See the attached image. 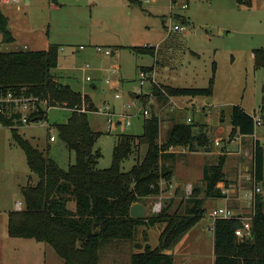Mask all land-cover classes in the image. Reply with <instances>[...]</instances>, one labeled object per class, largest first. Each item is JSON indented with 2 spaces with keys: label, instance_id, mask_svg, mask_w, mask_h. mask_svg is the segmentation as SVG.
<instances>
[{
  "label": "rangeland",
  "instance_id": "374dc122",
  "mask_svg": "<svg viewBox=\"0 0 264 264\" xmlns=\"http://www.w3.org/2000/svg\"><path fill=\"white\" fill-rule=\"evenodd\" d=\"M184 4H188L187 9H183ZM2 10L16 38L3 50L45 51L58 45L59 65L52 73L74 91L87 95L89 105L97 108L89 113L88 119L93 130L103 133L95 145V150L102 154L98 169L111 167L119 135L143 134L145 118L137 117L143 106L151 114L160 113V143L172 126V120L187 122L190 118L196 129L210 131L209 148L188 153H184V149L176 150L172 182L163 183L165 189L159 197L143 201L148 208L145 218L154 214L152 206L160 197L163 206L174 202L171 212H184L185 203L192 195L186 192L187 184L191 183L192 193L202 188L205 168L217 164L222 155L231 153L226 156L225 171L231 172V167L238 163L246 169L245 175L239 179L237 176L227 185L233 190L227 195L231 201L207 199L196 229H191L174 249L166 251L173 255L174 264H214L213 211L228 207L236 218L253 217L255 140L241 143L231 136V130L234 107H241L251 116L264 117V69L256 68L254 62V51L264 49V1L253 0L252 6L246 7L239 6L237 0H179L178 3L174 0H57V3L20 0L2 6ZM175 26L185 29L167 36L168 30ZM133 48H155L154 56L136 54ZM109 49L118 50L117 61L105 55ZM115 62L119 66L117 74L110 71ZM214 64L212 96L176 98L179 106L170 112L163 92L170 88H207L214 74ZM151 66H155L160 86L155 90L164 96L162 99L152 96V102L148 95L152 87L147 84L141 89L138 81L141 68ZM87 77L92 81H86ZM108 79L111 83H106ZM209 99L211 104H208ZM107 113L131 115V124L122 123L110 131ZM47 114L46 121L16 129L66 170L75 163L76 155L58 138L55 125L66 123L70 112L52 108ZM258 134L264 144V123ZM51 137L56 141L52 142ZM217 141L220 146L215 145ZM146 152L147 146L139 148L122 163V171H131L138 162V153L143 158ZM233 174H230L232 179L236 177ZM37 181L12 129L0 124V264H64L50 245L33 239L12 238L8 233L9 213L16 210L18 202L24 204V188ZM180 185L183 191L177 193L175 187ZM258 186L264 196V180ZM223 187L218 184V188ZM69 207L75 209V203ZM164 228V224L143 225L138 227L133 241L106 242L100 250V264H131L133 254L142 252L148 244L152 249L158 247Z\"/></svg>",
  "mask_w": 264,
  "mask_h": 264
},
{
  "label": "trees",
  "instance_id": "16d2710c",
  "mask_svg": "<svg viewBox=\"0 0 264 264\" xmlns=\"http://www.w3.org/2000/svg\"><path fill=\"white\" fill-rule=\"evenodd\" d=\"M264 1V0H263ZM135 2V0H132ZM239 6L251 7L253 0H237ZM16 41L10 30L8 16L0 8V90L18 95L39 98L46 107L39 106L31 121H46L47 111L62 108L70 112L66 123L56 124L58 138L73 151L76 160L68 169L46 152L34 146L16 128L23 127L18 117H0V124L13 131V137L23 149L27 163L38 177L36 184H28L23 190L24 204L21 210L8 215V233L12 238L33 239L50 245L64 264H100V250L108 241H133L139 226L153 227L164 224L157 248H145L133 254L131 264H174L172 250L202 219L204 203L209 198H226L218 184L226 183L224 167L226 155L218 163L204 170L202 188H196L185 203L184 212H171L174 202L163 206L162 212L149 218L135 219L130 209L147 198L159 197L165 188L162 182L173 179L177 161V149L199 152L209 148V135L205 129L186 122L173 121L162 143L159 141L160 120L156 114L144 119L143 134H121L113 149L112 165L98 169L102 154L95 150L96 142L103 134L93 130L89 113L97 111L89 105L87 95L74 91L52 73L59 65L58 45L45 51H5L3 47ZM155 48H133L136 54L154 56ZM256 68L264 69V49L254 51ZM150 68L143 69H153ZM216 66L209 86L200 88H170L172 97H211L215 83ZM24 91V92H23ZM155 96L162 99L160 91ZM13 119H17V124ZM232 133L242 136L255 134L254 116L241 107H234ZM147 146L142 158L129 172H123L122 163L139 148ZM173 150V151H172ZM253 178L264 180V145L255 140L253 149ZM177 193L182 192L179 188ZM203 194V196L201 195ZM75 203V209L69 205ZM251 236L238 238L236 230L241 220H217L214 227V264H264V196L258 194L254 201Z\"/></svg>",
  "mask_w": 264,
  "mask_h": 264
},
{
  "label": "built area",
  "instance_id": "2783aa9c",
  "mask_svg": "<svg viewBox=\"0 0 264 264\" xmlns=\"http://www.w3.org/2000/svg\"><path fill=\"white\" fill-rule=\"evenodd\" d=\"M141 2L145 1V0H140ZM2 2L4 4H11V3H19L20 0H2ZM175 2V0H174ZM188 8V4H184L183 5V9H187ZM185 28L180 27V26H175L174 29H169V33L167 34V36L171 35L172 32L177 31L182 33L184 31ZM106 56H115V52L112 49L106 50L105 52ZM158 56L157 54H155V60L158 61ZM112 73L117 74L118 73V67L113 65V67L110 70ZM86 81H92V79L90 77H87ZM138 81L140 84L141 89L144 88L147 84L149 86L152 87V92H150V94H148L150 96V98L152 96H155L154 90L159 86L157 80H156V76H155V66L153 67V69H141L138 73ZM106 83H111V80H107ZM24 92V91H23ZM165 95V98L167 99V105L166 107L169 109V111H174L175 107H178V103L176 101L175 97L170 96L169 94H167L166 92H163ZM117 98H120L119 95L116 96ZM152 98H151V102H152ZM154 102V101H153ZM155 103V102H154ZM40 105H43V107L46 105V102H41L39 100V98H36L34 96H26L24 93L18 95L16 92L13 91H9V92H2L0 90V117H6L8 119H12L14 118V116L18 117V121L22 124V126L24 127L25 125H27L28 123L31 124L33 123V121H31V117L35 114L38 113V108ZM46 107V106H45ZM44 107V108H45ZM104 114V113H103ZM107 117H109L108 122H109V126L108 128L113 129L117 126L120 125L122 123H124L125 126H128L131 124L130 120L132 119L131 115L128 114H110L107 113L105 114ZM139 115L144 116V118H148L151 117L152 114L150 113V111L146 108L140 109L137 117ZM158 119L160 120L161 123V116L160 113L156 114ZM14 123L17 124V119H13ZM37 122H41V121H37ZM187 124H193V120L192 119H188ZM254 123H255V128L256 126H261L263 125V119L260 116H254ZM56 139L54 137H51V141H55ZM216 145H220V141L216 142ZM254 180V178H253ZM254 194L255 197L261 193V189L258 187V182H256L254 180ZM186 192L188 195L192 194V186L191 185H187L186 186ZM21 206V203H18V207ZM163 209V203H162V197H160V201H157L156 203H154V205L152 206V213L154 214H158L160 212H162ZM237 216L236 214H234V212L232 210H230L228 207L225 208H221V209H216L213 211V213L211 214V217L213 219V223H214V227H215V222L217 220H230V219H237V220H241L242 222V227L238 230H236L235 235L238 238H244V237H249L251 236V230H252V218H245V217H235ZM254 216V213H253Z\"/></svg>",
  "mask_w": 264,
  "mask_h": 264
},
{
  "label": "crops",
  "instance_id": "0c3cea01",
  "mask_svg": "<svg viewBox=\"0 0 264 264\" xmlns=\"http://www.w3.org/2000/svg\"><path fill=\"white\" fill-rule=\"evenodd\" d=\"M175 2L176 3H178L179 2V0H175ZM10 5H13V3H11V4H4L3 2H2V0H0V8L2 9V6H10ZM4 12V11H3ZM112 50H114V52L116 53L115 54V56H112L111 58L112 59H115V61H117V57H116V55H117V51L118 50H115V49H112ZM110 57V56H109ZM115 66H117V67H119L118 66V64H116V62H115ZM152 67V66H151ZM112 68V67H111ZM143 68H146V67H142L141 69H143ZM119 72V71H118ZM91 99V98H90ZM52 109V108H51ZM50 110V109H49ZM49 110H48V112H49ZM48 115V114H47ZM254 116V115H253ZM261 117V116H260ZM262 119H263V122H264V117H262ZM262 126V125H261ZM259 127L260 126H256V128H255V134L254 135H252V136H242V135H240V134H236V135H234V139H239L240 141H241V143L243 142V141H247V139L248 140H251V141H253V140H257V141H259V143H261L262 145H264L263 143H262V140L260 139V137H259V134H258V129H259ZM22 128V127H21ZM232 131V130H231ZM56 141V140H55ZM55 141H52V142H55ZM215 145H216V142H215ZM217 146H220V145H217ZM244 146H246L247 147V145H244ZM240 147L241 148H243V145L242 144H240ZM173 151V150H172ZM173 152H176L177 153V151H173ZM184 153L185 152H187L186 150H184L183 151ZM200 152V151H199ZM188 153V152H187ZM229 155H231V153H228V154H226V156H229ZM227 161H228V158L226 159ZM227 161H226V163H227ZM232 169H230L231 170V172H232V174L234 175V176H236L235 178H231L230 177V174H231V172H229V171H225V167H224V172H225V175H226V181H227V184H225V183H220L221 185H223L224 187L223 188H220V189H222L223 190V192H224V194L227 196V195H230V193H232L233 192V190L232 189H228L227 188V185H228V183L231 181V180H234V179H237V176H238V179H239V177H242V175L244 174L245 175V172H244V170L246 171V169H244L243 170V168H242V166H241V164L240 163H238L236 166H232L231 167ZM237 174V175H236ZM202 179V178H201ZM200 179V180H201ZM240 179H242V178H240ZM240 181V180H239ZM172 182V181H171ZM163 183L164 182H162L161 183V185L163 186ZM258 184H259V182H258ZM187 185H191V183H188ZM259 187V186H258ZM176 189H177V187H175ZM178 188L180 189V190H182L183 191V186L182 185H180V186H178ZM259 188H261V187H259ZM224 200H225V202L227 203H229V201H231V198L229 197V196H227L226 198H224ZM18 203H21V202H18ZM18 203H17V206H16V210L15 211H17V210H21V208L23 207V205L21 204V206L20 207H18ZM254 213V210H253V212H252V214ZM246 218V217H245ZM196 227H197V225L193 228V229H196ZM211 230H212V232L214 233V223H212V228H211ZM215 239V238H214ZM213 243H214V241H213ZM214 261H215V258H214Z\"/></svg>",
  "mask_w": 264,
  "mask_h": 264
},
{
  "label": "water",
  "instance_id": "95a60500",
  "mask_svg": "<svg viewBox=\"0 0 264 264\" xmlns=\"http://www.w3.org/2000/svg\"><path fill=\"white\" fill-rule=\"evenodd\" d=\"M54 3H57V0H53ZM212 100L209 99L208 104H211ZM209 130L206 132L207 134H209ZM148 212V208L142 204V203H135L131 209H130V215L132 218L135 219H142L146 217V214ZM146 248H150V245L148 244L146 246Z\"/></svg>",
  "mask_w": 264,
  "mask_h": 264
}]
</instances>
